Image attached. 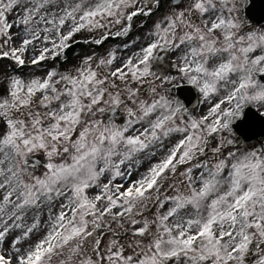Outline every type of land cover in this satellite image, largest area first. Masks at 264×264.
<instances>
[{
	"label": "snow or ice",
	"instance_id": "snow-or-ice-1",
	"mask_svg": "<svg viewBox=\"0 0 264 264\" xmlns=\"http://www.w3.org/2000/svg\"><path fill=\"white\" fill-rule=\"evenodd\" d=\"M248 5L0 0V264H264Z\"/></svg>",
	"mask_w": 264,
	"mask_h": 264
},
{
	"label": "water",
	"instance_id": "water-1",
	"mask_svg": "<svg viewBox=\"0 0 264 264\" xmlns=\"http://www.w3.org/2000/svg\"><path fill=\"white\" fill-rule=\"evenodd\" d=\"M245 14L248 19L257 24H264V0H250L249 5L245 9ZM260 79L264 81V77H260ZM183 95L189 101V106L195 103L192 93L185 92ZM233 127L246 143L264 138V118L259 117L252 109L246 108L243 118L237 121Z\"/></svg>",
	"mask_w": 264,
	"mask_h": 264
},
{
	"label": "rangeland",
	"instance_id": "rangeland-1",
	"mask_svg": "<svg viewBox=\"0 0 264 264\" xmlns=\"http://www.w3.org/2000/svg\"><path fill=\"white\" fill-rule=\"evenodd\" d=\"M247 19V18H246ZM249 23L251 24V26L256 27V28H260L256 25H254L252 22L249 21ZM202 110H206V108L202 109ZM199 114V112L197 113ZM260 141H264L260 140ZM30 166L34 167L37 170V174H39L41 171H43V168L45 167V165L47 164V160L44 157L43 153H37L35 154V156L30 160Z\"/></svg>",
	"mask_w": 264,
	"mask_h": 264
},
{
	"label": "flooded vegetation",
	"instance_id": "flooded-vegetation-1",
	"mask_svg": "<svg viewBox=\"0 0 264 264\" xmlns=\"http://www.w3.org/2000/svg\"><path fill=\"white\" fill-rule=\"evenodd\" d=\"M137 23H139V21H137ZM78 39H79V37H78ZM119 43H120V41L117 42V43H115V44H108V45L105 46V48H108V47H115V46H117ZM89 51H90V49H89Z\"/></svg>",
	"mask_w": 264,
	"mask_h": 264
}]
</instances>
